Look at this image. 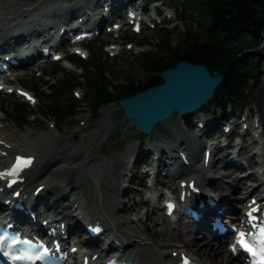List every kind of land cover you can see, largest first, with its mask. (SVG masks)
Wrapping results in <instances>:
<instances>
[{
    "label": "bare ground",
    "instance_id": "bare-ground-1",
    "mask_svg": "<svg viewBox=\"0 0 264 264\" xmlns=\"http://www.w3.org/2000/svg\"><path fill=\"white\" fill-rule=\"evenodd\" d=\"M127 1L129 0H77L74 3L66 4L62 0H0V59L4 56L16 55L21 59L23 65H28L34 60L36 47L39 45L49 42L53 46L61 45L68 32L73 27L79 26L80 20L92 19L94 25L101 26L104 19L111 17L112 9L115 5H123ZM138 7L142 10L145 9L143 3H140ZM86 8L93 11L87 12ZM78 12H81V15H78ZM74 21H77V23L72 26ZM255 54L261 55L260 52H255ZM111 110V108H106L102 122L93 125L90 133H94L97 136V140L102 139L104 134L112 127L105 124L110 117ZM0 111H3L1 104ZM256 111L259 113V118L253 128H256L258 135L251 132L253 124L243 119L241 123H237L240 124L241 132L238 141L234 143L225 139L223 142L216 139L206 143L203 140L200 141L197 131H194L191 148H182V146L177 145L168 147L165 141L161 142L159 140L156 126L158 124L173 125V128L179 130L180 125L177 121L182 115L178 113L173 114V116L162 122L156 123L149 133L148 145L153 146V149L152 147L148 148V152L152 154L151 157L156 162L155 171L159 172L165 169L166 179L170 178L173 195L177 199L181 191L197 188L199 200L204 196L214 197L217 200V205L214 207L204 204V207L200 209L202 216L198 221L187 217V221L177 228L179 230L173 235V238L179 240L180 245L159 247L148 242L143 233L133 225L134 221L114 217L121 205L119 201L113 197L112 206L106 208L105 202L107 198H104L100 192L96 193L95 208L92 210L88 208L86 202L75 196L73 198V204L76 203L74 214L70 216L64 214L59 218L44 217L41 214L43 208L39 207V202L46 201L47 195L51 193V190H57L62 195L60 194L57 199L55 198L50 207L57 206L67 194L77 188L75 184L67 189L65 182L62 183L56 178L58 177L56 171L66 175L70 164L74 163L75 160L85 161L91 156L92 151L86 145L78 148L59 146L49 148L44 152L41 151V155H39L40 151L37 146L31 144L22 145L11 136L2 132H0V220L5 215L8 216L9 222L12 223V227L15 230L24 229L31 231L36 228H44L46 231L51 229L50 227L56 228L55 233L63 238L67 246L69 243L65 242V235L66 233H72L73 224L84 226L95 223L102 227L103 235L97 236L96 239H87L82 242H79L80 238L73 239L74 245L77 243L91 248L93 246L92 253L84 252L83 257L85 259L80 264H90L98 261L102 253H104L102 250L99 251V242L103 239L110 240L113 235L118 242V247L123 248L121 252L139 264H156L155 261L157 264H166L170 261L174 264H180L182 261L188 260L196 264H237V254H233L229 250L228 244L220 241L221 237H226L229 232L219 234L216 231H212L208 223H206V213H217L220 216H224L226 221H229L228 219L232 216L229 214H235L240 207L233 203L234 200H245L242 208L252 200V197L255 198V202L250 204L252 207H254V204H260L264 201L262 197L264 188L260 191L257 189L258 186L264 187V182L260 181H264V170L261 172L260 180L258 179L260 183L249 188V191L245 194H242L240 190L246 184L247 178L238 176L240 170L249 167L252 171L246 176H250V178L257 177L256 173H258L257 166L259 163L256 161L254 153L249 152L253 145L251 143L254 142L259 147L256 150L258 158L264 161V84L260 88V101ZM196 112L197 110L192 112V114L195 115ZM199 117L201 120L208 119L207 116ZM130 123L134 124L131 119ZM235 126L236 124L233 125V127ZM90 133H86L83 137L89 136ZM249 133L251 134L249 136L251 140L245 141ZM257 138L261 140L260 144L257 143ZM183 139L184 137L179 138L177 143H181ZM221 143L224 145L219 147L220 145L218 146V144ZM197 145L202 146L203 149L201 160L200 152L195 149ZM216 148H218L217 152L226 151L222 156L215 155ZM181 149L185 152L184 157H181L179 153ZM205 150L208 151L207 156H205ZM17 154L32 156L35 154L36 157H41L43 161H41L39 168L30 170V166L21 172L16 177L14 184L8 188L7 184L6 187L4 186L6 179L2 173L6 171L4 168L12 160V157ZM35 156L34 158H36ZM185 157L188 160V164L183 162ZM56 162H63L60 170L49 172L50 166ZM103 164L102 161L94 162L88 167L89 174L93 176L97 190L100 189L102 184L100 170ZM173 166L178 167L174 172H172ZM46 172H49L51 176L55 175L53 176L54 178L47 177L37 182L43 176L42 174ZM176 178L178 182H176ZM113 180V185L109 189V192H111L110 196L118 192L121 187L118 185L117 179L114 178ZM66 182H68L67 179ZM190 182H192L191 186ZM8 199H12L13 203L18 200L21 201L23 209L14 208L13 204L9 206L5 202ZM72 207L73 205L67 206L66 211ZM21 219H23V224L20 223ZM43 220L45 221L44 225L42 224ZM82 222L83 224H81ZM230 225H233V222H230ZM164 233L169 232L164 231ZM210 235L219 242L217 245H213V241L209 238ZM72 237L74 236H70V238ZM110 248L113 249L114 247L110 246ZM68 251H70L69 247ZM94 253H96L95 258H93Z\"/></svg>",
    "mask_w": 264,
    "mask_h": 264
},
{
    "label": "rangeland",
    "instance_id": "rangeland-1",
    "mask_svg": "<svg viewBox=\"0 0 264 264\" xmlns=\"http://www.w3.org/2000/svg\"><path fill=\"white\" fill-rule=\"evenodd\" d=\"M77 0H62L63 3L70 4L74 3ZM142 3L144 1L141 0ZM136 5L139 3L135 2ZM160 4V2H158ZM165 7L162 9V13L158 16L153 17V5H147L148 8L143 10L146 11L149 9L148 13H144L143 17L146 21V24H142V28L140 32L134 33L131 30V25L126 21L125 13L124 16L120 19H112L110 22L116 23L121 28L119 30L113 31L112 33H108L107 29L111 28L110 24H105L103 26V32L100 33L96 38L101 40H107L108 42H112L106 48H102V52L105 53L103 57L108 59V65L111 68L112 74L107 76V79H111L118 86H122L126 83V77L139 79L141 80L145 75L146 71L137 63L133 61L135 55L142 51H146L148 49L158 50L157 43L159 42L158 33L161 29L171 31V45H175L178 41V32L183 29L182 23L177 20L178 14L176 8L173 6V1L171 0H163L162 2ZM145 6V4H143ZM128 9V3L123 4L124 12ZM84 10V9H81ZM87 12L93 11L86 8ZM78 15H81V12H78ZM115 17V14H113ZM90 22V21H89ZM109 23V22H108ZM89 25V23H88ZM75 32V29L72 31ZM77 32V31H76ZM132 36L133 39L126 40V37ZM86 39L82 45L85 46ZM113 46V47H110ZM64 47V46H63ZM40 47H38L39 53ZM62 49L63 52L66 53L65 48ZM53 50V49H51ZM101 51L97 49V46H93V51L89 53V56L97 54ZM255 52H260V56L256 55ZM246 58L250 61H254L260 66L261 75L258 78L256 83V87L253 89V94L251 97V103L247 106L248 111L245 110L242 112V117H246V121L253 124L251 127V131H255L253 126L257 123L259 118V113L256 111L259 101H260V88L261 85L264 84V36L260 40V44L258 47L250 49L246 53ZM41 58L37 57V61L27 68H17L11 74H9V79H11V85L8 87H4L5 90L0 91V104L3 108L1 112L0 118V132L11 136L14 140H17L20 144L26 145L31 144L37 146L41 155V151H46L49 148H55L59 146H65L66 148H78L80 146H89L91 149V156H89L85 161L80 162L79 160H75L74 163L70 164V168L66 175L62 172H57L56 177L60 182L67 185V189L70 188L71 185H77V188L67 194V196L60 201L57 206L50 207L56 212L52 215H46V213L41 211V214L44 217H61L64 214H68V216L74 214L75 204H73V198L77 196L83 202L88 204L89 209L95 208V197L96 193L100 192L107 198L106 200V208H110L112 206V199L115 197L120 205L118 212L114 215L115 218H126L134 221L133 225L137 227V229L143 233L146 240L156 246H171V245H180L179 240L173 238V235L177 233L181 227L183 221L174 222L170 217H167L164 214L163 203L162 200L165 199L167 195H173L174 192L172 190V183L167 178L166 171L160 170L158 174L153 177V179H158L159 182H163V186H149L152 182V178L150 173L154 171V161L151 158L152 154L148 152V148L153 149V146L149 144L150 135L141 134L135 127L134 124L130 123V119L126 118L121 109L118 107L117 102L107 103L105 106L100 105L96 109V114L93 115L94 105H91L89 100L84 99V87L80 84L76 86V88L72 91V94L79 100V113L76 115L75 120H69L62 124L60 127L48 118L47 116H42L39 114V95L36 90H32L28 87H25L23 84L26 83V80H33L36 85L43 84V81L48 78V74L52 75L51 70L54 64H58L64 71H70L76 77L79 75V72L76 71L74 65L68 67L64 61H57L56 63L51 61L50 57L46 58L45 62H41ZM40 65L43 74H39V67L36 69V66ZM49 72V73H48ZM59 77V75H58ZM19 85L24 88L30 89L35 96L34 101L26 102L28 105L27 110L31 113L35 114V117L28 118L29 123L24 127L16 126L10 119V110L14 106L15 102L24 101L21 97L18 96L16 90L19 89ZM36 85H32L33 89L36 88ZM11 92H8L11 90ZM75 91L78 93L76 96ZM111 108L110 117L106 121L105 124L111 125L112 127L102 139L97 140V136L94 133H90L93 129V125L95 123L102 122V118L105 114V109ZM228 113V112H227ZM226 113V114H227ZM249 113V115H248ZM236 114V112H234ZM213 115V116H212ZM219 115L217 118L216 116ZM221 112L219 111L215 115L211 112V102H208L202 109L197 111L195 115L189 114L188 118L192 119V123L196 126L197 121L200 119L199 116H207V125L214 119L215 121H219L221 124L228 125L230 124L227 121L226 116L222 117ZM182 118H180L177 123L180 125L179 130L177 128H173V125H162L158 124L156 126V131L158 138L161 142L167 144L168 147L172 146H182L190 147L192 146V134L193 130H187L182 125ZM229 120V119H228ZM241 120V118H240ZM235 120L231 122V126L235 124ZM220 127V135L215 136L212 139L206 140L202 136V131H197L199 140H203V142H211L212 140L222 141L225 139H229L230 142L234 143L238 141L239 132H241L240 126H235L234 129L232 127L231 130H234V135L228 136L227 133L222 132L224 128ZM183 128H182V127ZM256 129V128H255ZM86 133H90L89 136L83 137ZM183 135V136H182ZM251 134L249 133L248 137L245 138V141H250L249 138ZM145 137V138H144ZM184 137L181 143H177L179 138ZM253 144L250 148V153H254V157L258 160L256 143ZM220 145V146H219ZM224 144H218L219 147H222ZM218 147V148H219ZM218 148L215 149V155H223L226 150H221L217 152ZM141 149L147 151L144 153H140ZM200 153V160L202 157V146H198L195 148ZM195 150V151H196ZM35 156V154H34ZM140 156V158H138ZM36 157V156H35ZM41 161L43 159L36 157L33 166L30 168L37 169L39 168ZM103 162L102 169L100 170L102 176V184L100 189L97 190L95 186V181L93 176L89 174L88 167L94 162ZM63 165V162H56L52 166H50V171L60 170V167ZM74 167V168H73ZM141 168V169H140ZM252 170L247 167L245 169L240 170L238 176L247 178L246 184L241 188L242 194H245L249 191V188L258 185L260 181L258 180L259 174L257 177L246 176ZM46 172L42 174L43 176L37 180V182L47 178L52 177ZM125 173V174H123ZM155 175V173H153ZM218 174V173H215ZM68 182H66V179ZM117 179L118 185L121 186L119 191L112 194L110 196L109 189L113 185L114 180ZM224 179V178H223ZM178 179L176 178V182ZM37 182H35L37 184ZM264 182V181H261ZM34 183V184H35ZM232 183V181H231ZM34 187V185H32ZM264 187L258 186L257 189L259 191ZM61 193L57 190H51V193L48 194L46 201L39 202V207H47L52 203L55 198L57 199ZM62 195V194H61ZM264 195V194H263ZM264 198V196H263ZM245 201V200H244ZM242 201V203H244ZM234 204L239 205V209L237 212L240 214L242 212V205L240 200H234ZM73 207L71 209H67V206ZM129 209V210H128ZM41 210V208H40ZM223 218H225L223 216ZM71 219V218H70ZM72 220V219H71ZM61 223V222H60ZM83 223V222H82ZM58 225V224H57ZM72 226V235L74 237L70 238V240H75L76 237L80 238L79 242L86 240L84 233V226H78L73 224ZM164 231H168L169 233H164ZM75 233V235H74ZM171 234V235H170ZM200 237V236H198ZM93 239V238H92ZM72 242H70V245ZM217 242H213V245H217ZM87 250V248L85 249ZM92 251H90L91 253ZM98 252V251H97ZM167 260V259H166ZM157 264V262L155 261ZM166 264H174L173 262H168ZM240 264V263H237Z\"/></svg>",
    "mask_w": 264,
    "mask_h": 264
},
{
    "label": "trees",
    "instance_id": "trees-1",
    "mask_svg": "<svg viewBox=\"0 0 264 264\" xmlns=\"http://www.w3.org/2000/svg\"><path fill=\"white\" fill-rule=\"evenodd\" d=\"M171 1L183 29L178 32L179 39L175 45L170 44L172 32L161 29L158 33V50L150 49L134 56L133 61L146 71L141 80L126 77V83L118 86L113 80L107 79L112 74L108 59L103 57L105 53L102 52V45L107 41L96 38L86 46L90 53L93 46H97L101 52L86 60L68 56L80 71L77 77L54 64L52 75H48L43 84L36 85L33 80H26L23 85L36 90L39 95V113L51 118L57 127L75 120L80 105L72 91L80 84L84 87V99L95 106L94 115L100 105L118 102L123 97L161 83V71L174 66L180 59L201 63L210 71L221 72L222 80L213 98L208 101L211 102L213 114L220 111L225 115L248 106L261 69L257 63L246 58V53L258 47L264 36V0ZM125 39L131 40L133 37ZM32 85H36V88L33 89ZM27 108V103L15 102L9 119L16 126L24 127L31 115ZM183 121L187 128L192 122L190 118ZM214 130L219 131L217 127H212Z\"/></svg>",
    "mask_w": 264,
    "mask_h": 264
},
{
    "label": "water",
    "instance_id": "water-1",
    "mask_svg": "<svg viewBox=\"0 0 264 264\" xmlns=\"http://www.w3.org/2000/svg\"><path fill=\"white\" fill-rule=\"evenodd\" d=\"M162 82L118 100L123 115L136 128L149 134L154 125L173 114H188L213 98L222 80L219 70L210 71L206 65L178 60L160 73Z\"/></svg>",
    "mask_w": 264,
    "mask_h": 264
},
{
    "label": "snow or ice",
    "instance_id": "snow-or-ice-1",
    "mask_svg": "<svg viewBox=\"0 0 264 264\" xmlns=\"http://www.w3.org/2000/svg\"><path fill=\"white\" fill-rule=\"evenodd\" d=\"M31 163V159L30 158H24V157H17V160H16V165H15V168L16 169H19L21 167H25L27 166L28 164ZM243 243V241H241ZM243 246L249 251V252H252V249L246 244V243H243ZM253 255H255V253H253Z\"/></svg>",
    "mask_w": 264,
    "mask_h": 264
}]
</instances>
